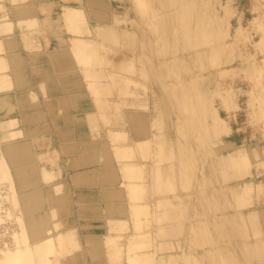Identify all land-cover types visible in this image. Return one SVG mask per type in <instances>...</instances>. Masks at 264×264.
I'll use <instances>...</instances> for the list:
<instances>
[{"label":"rangeland","instance_id":"rangeland-1","mask_svg":"<svg viewBox=\"0 0 264 264\" xmlns=\"http://www.w3.org/2000/svg\"><path fill=\"white\" fill-rule=\"evenodd\" d=\"M5 1L7 0H0V4H3V5H0V12L6 15V18H7V16L9 15L8 13L9 11H8V8L5 6ZM33 1H36V0H30L26 3H30ZM142 1H143V4H142ZM56 2L57 4L61 6V10H59V15L61 16L60 20L63 21V29H64V32L67 33L63 37L60 36V33H58V35H55V36H58L57 39H60V41L58 40L60 45H62L60 46V48L64 46L67 49H70V46H71L72 50L74 51L73 54H76L77 52L76 49L80 48L78 46L80 45L82 46L83 44L82 41H86L87 42L86 51L88 55L91 54L90 57L94 55L93 52H99V58H98L99 63L97 62V65L93 61V59L95 58V56H97V54L93 56L92 59L89 58L90 61L92 60L95 63L94 65L90 64L89 61H88V64L80 63L77 59V54H76V57H74L73 54L70 55L71 53L69 52L70 53L69 55L73 61V68L79 71L81 79L85 83L87 92L89 96L91 97V99L93 100L94 105H95V109L93 111L94 113L91 112L88 117V128L91 134H89V138L84 140L85 145L78 152L81 154V157L83 158L82 160L78 161L77 166L82 167V168H79L81 172H85V173L87 172L86 176H89L90 174L94 177L97 183L99 182L100 191H101L99 194H102V196L101 195L99 196L98 193L96 194L92 192L90 193L91 194L90 198L75 199L74 201L76 203L74 207H78L79 210H81L80 213L82 215L72 216L73 206L71 205L70 212L68 211L70 216L67 218L69 219V223H67L65 211L68 210V206L71 200L69 198L68 190L67 192H65L66 195L62 197L58 203L59 205L57 209L58 210L57 216L51 222L52 223V234H58V233L71 234L72 239L71 238L70 240L68 238H67L68 240L65 239L67 240L66 241L67 243L65 241H62L63 245L61 246L63 247V249L62 247L60 248L57 246L58 248L51 252L50 260L48 261L47 264H94L96 263L95 261L97 262L100 261L103 255H105V257L107 258L106 262L108 263L111 261V264H123V263L128 264L126 260L127 259L126 254H129V252L127 253L126 250L134 251L133 253L141 252V254L135 256L134 258L136 259V261L137 260L139 261L136 263L142 262L143 264H146L147 262V264H150L151 262H148L146 260H149V261L153 260L154 263L152 262L151 264H160V263L167 264V260H169V258H172L171 256L173 255V258H172L173 261L170 259L171 262H174L172 264H191V261H193V263L195 262V259L193 258L197 259V256H200L202 254V250L200 249L204 248L206 245H210L211 247L213 245L215 246V248L214 246L213 248H211L210 246H206V249L208 247L207 250H210V252L214 251L215 254L217 253L216 254V256H218L216 257L217 263L215 264H224V263L228 264L229 262H227V258L228 260H231L230 255H228L227 257L225 255L228 254L226 252L229 251V247L230 248L232 246L238 247L239 252H241L242 247L247 246L248 241H252L253 239L258 238V237L264 238V233L259 234L256 231L258 227L262 229L263 224H264V217H260V220H261L260 225H258L259 222L257 223L256 226L252 225L251 222H249V219H246L245 221L246 223L241 225L242 227L241 233L237 234V236L239 237L238 242L241 241L239 245L231 244V242H225L229 239H226L225 237H221V236H217L220 239V240L218 239L219 241L217 240L220 244L216 243V240L213 242H210V244H205L206 241L204 242L203 238L205 237V235L207 236L209 232L205 230L206 227L204 226V224L201 225V220H199V217L200 219H204L206 217L205 212L207 211L209 212L207 219H212L213 215H217L221 212H232L234 210L233 204L235 205L237 204V202L243 205L241 207H246V206L252 207L254 204L252 202L250 205V202L256 199L255 200L256 207H260L263 205L257 201L258 198L256 197L254 198L255 193L257 194V192L259 191L256 190L257 192L254 193L253 188H252V192H249L251 194L248 197H246L249 194L247 192L248 190L245 191L246 195L242 193L243 195H241L242 196L241 198L232 197V196L225 197V198L224 197L217 198L215 197V195H217V191H218L217 185L221 184L220 181L223 180L224 177L229 172L233 173L231 175H237V177L239 176V174L242 175L245 172H247V174H245L244 177L239 178V179H232V178L228 179L227 180L228 182H234L238 180L239 181L249 180V179L256 181V180H262L264 178V120H263L264 119L263 118L264 117V66H263L264 64V42H263L264 41L263 40L264 31L263 29L264 28L255 27L254 20H251L253 24L250 21L252 12H254V10L256 11L258 4L264 2V0H56ZM48 5L50 4L45 3L44 5H41V10L48 11L49 10ZM3 6L5 8H3ZM66 6L77 7V8L80 7L83 10L82 12L79 13V16H77L78 18L76 17L77 22H75L74 18L73 19L68 18L69 22L66 20L67 18L65 19V17H70L67 15V11L66 12L64 11V9L68 8ZM23 7L29 8L30 12L26 11L25 13L24 12L20 13V15H23V14L33 15L29 20L31 21L33 18L34 20H37L38 26H35L37 27V29L40 26L44 28L46 27L48 29L50 28V30L52 29L51 27L52 24L50 23L49 18H45L43 23H41L34 16L35 7H31L28 5L23 6ZM197 7L199 8V10ZM191 8L196 9V12H197L195 16L196 18L191 14L192 12V10H190ZM206 9H207V12H206ZM1 13H0V17H1L0 20L4 16V15L2 16ZM64 14H66L67 16H65ZM96 14L100 16L103 15V17H97ZM198 14H200V16ZM215 14L218 15L216 20L214 18L216 17ZM191 16L192 18H190ZM218 17H219V20L221 21L218 20ZM7 19H10V18H7ZM29 20L26 22L27 27H31L29 24L30 23ZM72 20H74L75 23H73ZM215 21H218L221 23V25H223L221 28L219 26L220 24H217L218 22L216 23L221 29L220 28L217 29ZM72 23L74 25H72ZM225 23H227V25ZM100 25L109 26L113 30V33L115 35V39H114L115 41L113 40L114 42L113 41L110 42L106 39H103L98 33H96ZM239 25H241L242 28L240 29V32L235 33L236 36H234L235 35L234 31ZM208 26H210L211 31H212V38L213 37L214 38L213 39L211 38L212 44H213L211 48L212 50L209 49L210 51L205 52L206 46L204 43L206 41V36L203 34H205L206 29L208 30ZM226 26L228 27V29H230V32L233 34L231 37L228 36ZM59 28H56V29L59 30ZM190 28L191 29L194 28L195 30H191L192 32L189 33ZM75 29H77L76 32H75ZM213 31H215L217 34H214ZM195 35L198 39L196 40V42L199 41L198 45L197 43L195 44V39H196ZM74 37H76L79 40V43L81 42L82 43L79 45L76 38L75 40H73ZM78 37H81L84 40H82L81 38L79 39ZM72 40H73V43L74 41L75 43L77 41V44H78L77 48H74L76 47L75 44L74 46H72L73 44L72 42H70ZM255 40H258L259 42L261 40V43H263V46L257 45L258 46L257 48V46L254 44ZM214 42H216L217 44ZM1 43H2V40L0 38V51H3L1 47ZM97 43H100V45H102L103 48H101L99 45L98 47L99 49H98L96 47ZM192 44L194 45L192 46ZM199 48L202 49L201 50L202 52L200 51ZM217 48L219 50H216ZM58 50L60 51L61 49H58ZM186 51L188 52L190 51V53L186 54ZM184 52H185V57H183L184 59H182V57L180 56H182L181 54L182 53L184 54ZM210 52H212L213 55ZM1 56H3L2 60H5V62H8L7 53L4 52V55L1 54ZM122 57L123 58L125 57L127 59L129 58L130 59V60L128 59L129 64H127L128 63L127 59L124 58L123 60ZM196 57H197V60L199 61L196 60ZM119 58L122 60L121 63H123L124 61L125 63L121 64L120 63L121 60ZM188 58L190 59V61ZM187 59H188L187 62L189 63L188 65L189 66L191 65L190 66L191 69L188 68L189 66L187 67L186 65L187 63L185 62V60ZM131 60H132V63H134V67L130 68V66H133V65H130ZM164 60L166 62H164ZM158 63L162 65L163 70L162 68L159 67L160 64ZM176 63L179 64L178 65L179 67L177 66ZM163 65H165V67ZM228 67L230 69H228ZM129 68L132 69V71ZM155 69L157 70L156 72H154ZM6 70H8V68ZM160 71L161 72L164 71V73L162 72L163 75L162 73H160ZM98 72L100 74H102L103 72V74L100 76ZM201 73L202 74L207 73L206 77H203ZM160 74L164 77L163 79H161L162 76H160ZM153 76H155L156 79L155 77L153 78ZM183 76L185 78L188 77L189 78L188 81H185L183 79L181 80V77ZM192 76H195V77L191 78ZM196 76H201V78H196ZM171 77H173V79ZM128 78L131 82L128 80ZM160 83L162 84V86ZM6 85L7 84L4 85L3 83H1L0 85L1 86L0 87L1 89L0 90V110L2 111V114L0 116L2 115L12 116L10 115V112L14 108L13 103L10 99V96L8 95V91L11 88H13L14 85L13 84L10 86L7 85L10 88H8ZM159 88H161V90H166L165 93L164 91L162 93L161 90L156 91V89H159ZM206 89L207 90L209 89V91H207ZM167 91H169L168 92L169 94H167ZM30 92L31 90L29 91V93ZM201 92L202 93L204 92L203 93L204 95L201 94ZM207 92L208 94H206ZM162 94L170 95L169 97L171 98L173 97L172 98L173 101L170 100L171 102L170 101L169 103L166 102L167 106L169 105V108L170 106L172 108V105L174 106L173 111H170L168 107H165L167 110L164 109V106L166 105H163L165 104V100H163L164 98H161L163 97L161 96ZM31 95L34 96L33 93ZM32 98L34 99L35 97H32ZM161 100H162V103L160 102ZM175 100L178 103L177 102L174 103ZM225 100L227 101V103ZM228 100L229 101L231 100V102H229ZM222 102H224L225 104H223ZM99 105L100 106L102 105V106L100 107ZM185 105L186 107L183 108V106ZM187 105L189 106V108ZM211 109L214 111H212ZM164 112H166V115ZM169 112L171 114H169ZM180 112H182L183 115ZM159 114H164L165 116L164 115L163 116L166 118H163ZM168 114H169V118L167 117ZM159 116L161 117V119L159 118ZM207 116L208 118L206 119L205 117ZM219 120H220V123H218ZM18 121H19L18 123L19 127L22 129V131L25 134L24 128H22L20 124H24L25 121L29 122V119H27V117L24 120L18 118ZM162 121L164 123H162ZM190 121L192 122L189 123ZM171 122L172 124H169ZM206 122L210 125L209 126L210 130L206 126ZM32 123H31L32 124L31 126L39 125L38 127H40V117L36 116L35 118H33ZM183 123L185 125H183ZM167 124L170 125V127L168 126L170 130L168 129ZM189 125H192L193 131L195 130L194 132L196 133L194 137L196 138L198 137V139L196 138L192 139L193 141H191L188 144L187 135H189L190 133L189 128H188ZM31 126H28L27 128H25V130L30 128ZM172 126H174V128ZM41 128L43 130V126H41ZM114 131L115 132L118 131L117 133H120L118 135L119 137H117ZM123 131L125 134L123 133ZM208 131H211V132L209 133ZM201 133H202V136H201ZM209 134L211 135L208 136ZM41 135H43L42 132H41ZM122 135L124 137H122ZM163 135L166 136L165 137L166 140H168V137L170 139L167 142L164 140H161V137L162 139H165ZM204 136H208V137H204ZM171 138L174 143L171 141ZM45 139L46 137L44 135V139H41L42 141L41 140L39 141L40 145H39V142H37L38 140L32 142L34 146V152H31L30 155H34V156L30 158H32L33 161L35 160L36 168L39 171L42 167H49L51 165H53L59 171L60 166L57 165V162H56L57 160L56 150L54 148L49 147L50 144L48 145V143L43 142L45 141ZM143 140L146 143H144ZM153 140L155 141L154 143L151 144ZM160 140H161V144H160ZM169 141L172 142L171 146H170ZM82 143L83 141L81 142V144ZM137 143H141V144H139V146L136 147ZM36 144L39 146H37ZM144 144H146L147 147H144ZM149 144L151 145L149 146ZM172 145H174V147L177 146V148H175L176 150L174 149L175 150L174 154H177L176 157L172 156L173 155ZM138 147L140 148L142 147L140 149L141 152L140 150H138L139 149ZM238 147L243 148L245 155L243 157H242V154L244 153H242L241 156L239 155L240 157H242V159L240 157H239L240 159H238L237 157H234L233 158L234 161L237 162V163H234L231 160L232 158H229L230 155L228 152ZM43 148L45 149V151H50V150L53 151L52 154L55 159V161H53L54 163L52 162V160L54 159L50 158L51 159L50 160L49 157H47V160H44L46 159V156L44 155H43L45 157V158L43 157L44 159L43 158L36 159L37 154H39V152L42 153L41 151H43L45 154V151ZM147 154H150L151 156ZM165 154L167 156L166 158H165ZM156 159L158 160V162L156 161ZM162 159H165V160L162 161ZM167 159H171V160H167ZM169 161H170V168L168 167V165L164 166ZM174 162L178 163L176 166L177 169H178V166L179 168L181 167L180 169H182V170L178 169L177 176H175L176 174L173 175L174 174L173 172H171L173 174H170V172H167L171 169L173 170V168H171L172 167L171 164ZM141 163H144V165L143 164L141 165ZM189 163H191L192 166ZM250 163L252 165H250ZM135 166H139L141 168L143 166V169L141 168L136 169ZM150 166H151V169L153 170L150 169ZM161 166H163L164 168ZM157 168L161 170L160 174L163 173L161 174L163 176L159 174L161 178L155 176V174L158 173ZM161 168L165 170L168 168L169 169L167 171L165 170L162 171L163 169ZM206 169L208 170V173H204V170ZM142 170H144V172ZM156 170L157 172L154 173ZM181 171L183 172V174ZM193 171L195 172L194 174H193ZM134 172H137V173H134ZM139 172L140 173L142 172V174L147 173L146 175L144 174V179L143 177L141 178L140 176L141 174L138 175ZM201 172H202V175H200ZM150 173L154 175H151ZM167 173H169L168 175L170 176H168ZM58 174H60V171L58 172ZM204 174L210 175L211 178L209 176L206 179L205 176L203 177ZM137 176H140V177H137ZM151 176L155 178L152 177L151 179ZM171 176L173 179H171ZM188 176H191V177L189 178ZM199 178L200 180H198ZM202 178H205L204 180H209V181H211L212 179L211 183L213 185L210 184L211 187L209 186L208 189L206 188L201 189V187L204 186L203 184H205V183L203 184L201 183L204 181V180L201 181ZM165 179L166 180L170 179V180L169 181L167 180L168 181L167 182ZM176 179H178L177 183H176ZM158 180L159 182L161 181L159 183L161 185L157 184ZM62 181L65 184V181L64 180ZM152 183L155 184L157 188H155V186ZM162 183H163V186H162ZM167 183L169 184L171 183V185L173 184L172 186L174 189L173 188L171 189L170 188L171 186H169L168 188ZM46 184L47 183L41 181L38 185L45 186ZM83 184H86V182H83V180L76 179V185H83ZM133 184H136L135 186L137 187L133 189L136 190L138 189V187L140 188L142 187V189L139 188L137 191H135L138 193L133 192L134 191L132 189V187H134ZM178 187L180 189H178ZM114 188L118 189L119 193L123 194L121 199L120 197H118L119 196L118 190H114ZM154 188L158 191L155 192ZM130 190H132L131 191L132 195L130 193ZM191 190L195 191L194 194H196L194 197L195 201L194 199H190V200H192V204L195 205V206L193 205L194 207L193 214L194 215L197 214V215H195L196 217L193 215L194 219L191 224L192 227L191 228L189 227V232H188L189 236H187L188 239L186 238L184 239L183 236H174L172 233L171 226L173 225L177 226L179 221L181 223V221H183L186 218L184 216H187L185 215L187 214L186 212L187 209L184 206L185 203H182L184 202V200H186V198L184 199L182 193L188 195V193ZM262 190L263 191L260 190L262 192V196H261V193L259 192L258 195H260L261 197L258 200L264 201V187ZM140 192H142V195L144 196V200L147 199L146 202L145 201L143 202L142 195H141L142 198L138 195ZM144 192H146L147 195L144 194ZM176 192L178 193V197H177ZM179 193H181L180 196L183 197V199L179 197ZM134 195L138 200L134 197ZM165 195H167L166 196L167 198L165 197ZM132 196L134 199L131 198ZM161 196H163L164 198ZM138 197H140L141 200ZM154 198H156L155 201H154ZM179 198L182 201H180ZM230 198H234V199L232 200ZM158 199H160V201ZM120 200L122 201V203H120ZM87 201L91 203V207L87 205L88 204ZM151 201H153V206H152ZM11 202L8 204L10 206L9 209L12 207V204H13V208H11L10 210L12 212H19V208L17 205L18 202L17 200H15V196L13 194H12ZM117 202H119V205L117 204ZM154 202H156L157 204ZM202 202L204 203L206 202V203L202 204ZM207 202H208V205H206ZM5 203L7 205V201ZM139 203L140 205H138ZM144 203L148 205L149 207L147 206L148 208H146ZM180 203L185 208L179 205ZM109 204L110 206L111 205L112 206L111 207L108 206ZM115 204L118 205L119 207L121 204L125 206V209L124 208L123 209L126 210L127 213L126 214L125 212L121 213L120 209L119 211L117 210L116 212V209H118V207H116ZM135 204L140 206V208H138V206L136 207ZM143 204L145 207L143 206ZM131 205L136 207L138 211L136 209H133L134 207ZM177 205H179L180 207L179 206L177 207ZM142 206L148 210H140V209H144V208H141ZM198 206L201 208V210ZM203 206L204 207L208 206V207H206L207 208L206 209ZM108 207L112 211H110ZM155 207H156V211H155ZM169 207H170L171 213H173V216L175 217L173 221L174 223L172 222L173 217H172V214L169 212ZM176 207L178 209H176L177 211L176 213H174ZM91 208L92 210L99 211V215L97 213L95 215L93 211H91ZM105 209L109 210L108 214L106 213L107 211ZM152 209L154 212L152 211ZM158 209L160 210L161 213L159 212ZM184 209L186 210L184 211ZM88 210L90 211L88 212ZM134 210L136 211L135 217H133L135 214ZM165 210L168 212H166ZM145 211L150 212L149 213L150 216ZM118 212L121 213L118 215L120 218L114 215V214H118ZM138 212L141 214L144 213V215L138 214ZM159 213L161 215H158ZM198 213H200V215ZM167 214L170 215L169 219L166 218ZM87 215H89V217H87ZM146 215L149 217L144 218L146 217ZM159 216H161L164 219L162 220L161 217ZM124 217H126V219ZM179 217L180 219L182 218V220H180ZM113 218L115 219V221ZM135 218H138V220L141 218L139 221L142 220L141 223L143 225L141 224L142 226H138L137 224L139 221L134 220ZM23 219L24 217L20 214L19 220L15 222L16 225L13 224L12 222L11 223L12 226L9 227V231L7 232L10 233L11 230H14V226H15L17 228L16 230L18 233L21 230L20 221H22ZM110 219L113 221H111ZM121 219L124 224L121 223ZM145 219L147 220L146 222H150V224L146 223ZM152 219L154 220V222H152ZM157 219H161V221L165 222V224L163 225V223H156V222H161L160 220H157ZM165 219H168V220L164 221ZM108 220H109V223H108ZM118 220L120 221V223H118L119 222ZM77 221L78 223L79 222L80 223L75 224L77 223ZM175 222H178V223H175ZM113 224L115 225V227ZM159 224H162L163 226ZM132 225L134 229L132 228ZM134 225H137L139 228L142 227L143 229L141 228L140 230L141 232L138 231L139 229H136ZM112 226L114 229L112 228ZM223 226L224 225L220 224V229ZM236 226L238 225L237 224L235 225L232 223L228 225L227 227L235 228ZM152 227H153V230H152ZM196 227L198 230H196ZM163 228L165 229L163 230ZM107 229L111 231V234L108 233L110 231H108ZM155 229H157V231ZM165 230H167L168 232L170 231V232L166 233L167 231ZM136 231H138L139 233H142L144 231L143 233L144 236L140 237L141 234H137ZM152 231H153V234H152ZM216 231L217 230H213L212 232L215 234ZM118 232H121V234H119ZM202 232L204 233L201 234ZM217 232L220 233L221 231H217ZM3 233L4 232L1 231L0 235H3ZM113 233H115V235ZM131 233L133 234V236ZM191 233H193V236L195 235V237H193ZM242 233L243 235L239 236ZM104 234L109 235L108 239L105 238ZM156 234H158L159 236H157ZM163 234H165L164 235L165 237L163 236ZM28 235H29V238L24 237L25 242L23 243V245H29L31 241L30 238L32 237V235L30 233H28ZM113 235L116 236L114 239H112L114 237ZM160 235H162L163 237H161ZM216 235L218 234L216 233ZM5 236H0L2 241H3L2 237H5ZM134 237H135V241H138L140 243L134 242ZM136 237H139V238H136ZM145 237L149 238V239L146 238L148 241H146ZM191 237H192V240H191ZM103 238L106 239L105 242H104L105 239ZM197 238H198V241H196ZM164 239L167 241H165ZM1 240L0 242H2ZM11 240H13V238ZM74 240L75 242H73ZM128 240H130L131 242L129 241L130 242L129 243ZM153 240L155 244H153ZM186 240L188 244L186 243ZM170 241L173 244V246H169L171 245ZM132 242L136 244V245L133 244L136 247V249L131 247L133 246ZM145 242H150L151 245L148 247L149 244L148 243L146 244ZM124 243L127 245L128 248L130 247L132 250H130V248L127 249ZM189 243L193 246L191 249L192 251L190 250L191 245ZM196 243L197 244L199 243V244L196 245ZM140 244L141 246L144 244L143 247L145 248L143 247L142 249L138 248L137 246L141 247ZM176 244H177V248H174L176 247L175 246ZM64 245L65 247L66 246L67 247L65 248ZM163 245H165L164 250L162 247ZM167 245L169 247H166ZM186 245H188L189 248H187ZM119 246L121 247V249L119 248ZM216 246H219V247L221 246V247L220 248L217 247L218 248L217 249ZM171 247H173L174 249L173 248L171 249ZM161 248L163 251L161 250ZM168 248L170 249L168 250ZM184 248L185 249L187 248L189 251L187 250L185 251ZM210 248L212 249V251ZM148 251L149 252L154 251L152 252L154 254L151 255L152 253L151 254L148 253L147 255L146 252ZM193 251L195 252L193 253ZM167 253L168 254L170 253L171 256H169L170 254L168 255ZM183 253H184V257H182ZM142 254L143 256H141ZM185 254L187 255L185 256ZM205 255L210 257L209 259H215V257L212 258L210 256L211 254L210 255L205 254ZM110 256H113V258ZM119 256L121 258L120 259L121 261L119 260ZM148 256L150 258L151 257H154V258L153 259L151 258L150 260ZM207 256L206 258H208ZM138 257H140V259ZM159 258H161V260ZM143 259L145 260V262ZM113 261L115 262L113 263ZM29 263H31V261ZM229 264H232V263H229ZM242 264H255V263L252 260L251 261L246 260Z\"/></svg>","mask_w":264,"mask_h":264},{"label":"bare ground","instance_id":"bare-ground-1","mask_svg":"<svg viewBox=\"0 0 264 264\" xmlns=\"http://www.w3.org/2000/svg\"><path fill=\"white\" fill-rule=\"evenodd\" d=\"M7 1H9L11 4H14V5H18V4H25L26 2H28V1H30V0H7ZM142 4H143V1H142ZM219 4V3H218ZM0 5H3V4H0ZM66 7H68V6H66ZM3 8H5L4 6H3ZM65 8V7H64ZM198 8V7H197ZM206 8V7H205ZM223 8V7H222ZM203 9V8H202ZM257 10L255 11L254 10V12H252V14H251V18H250V21L251 20H254V25H255V27H259V28H264V2H262V3H260V4H258V6H257V8H256ZM190 10H192V12H191V14L195 17L196 16V14H197V12H196V9L195 8H191ZM198 10H199V8H198ZM201 10V9H200ZM216 10V9H215ZM14 11H15V13H16V15H20V13H25L26 11H28V12H30V9L29 8H24L23 6H17V7H15L14 8ZM64 11L66 12L67 11V15L68 16H70V17H65V16H67L66 14H64L65 16V19L69 22V20H68V18L69 19H73L74 18V20H75V22H77L76 20H77V16H79V13L80 12H82L83 10L80 8V7H68V8H66V9H64ZM206 12H207V9H206ZM1 13V12H0ZM190 13V12H189ZM2 14V13H1ZM7 14V13H6ZM187 14V13H186ZM207 14V13H206ZM4 14H2V16H3ZM190 15V14H189ZM199 16H200V14H198ZM96 16L97 17H103V15L102 16H100V15H98V14H96ZM188 16V15H187ZM214 16V15H213ZM215 16L216 17H214L215 18V20L217 19V16L218 15H216L215 14ZM77 17V18H76ZM207 17V16H206ZM220 17V16H219ZM219 17H218V20H219ZM1 18V17H0ZM7 18H9L8 16H7ZM6 18V15H4L3 16V18L0 20V38H1V40H2V43H1V47H2V49H3V52H5V53H7L8 54V62H5V60H2L3 59V56H1L0 55V85H1V83H3L4 85L5 84H7V85H14V83H17L18 82V84L20 83V75H21V73H20V69H19V65H20V60H21V56H19L18 54H16L15 52H14V49H15V46L17 45V43L15 42V41H17V40H15V38L10 34V32H12V29H13V23H12V21L10 20V19H7ZM76 18V19H75ZM190 18H192V16L190 17ZM196 18V17H195ZM202 18H204V17H202ZM208 18V17H207ZM198 19H199V17H198ZM206 19V18H205ZM29 20V19H28ZM27 20V21H28ZM74 20H72L73 21V23H75L74 22ZM193 20V19H192ZM209 20V19H208ZM30 21V20H29ZM71 21V22H72ZM195 21V20H194ZM205 21V20H204ZM210 21V20H209ZM219 21H221V20H219ZM70 22V23H71ZM201 22V21H200ZM218 21H215V24L217 23ZM72 23V25H74ZM203 23V22H202ZM208 23V22H207ZM251 23H252V21H251ZM30 26L31 27H35V26H38L37 24H38V22H37V20H34V18L30 21ZM204 24V23H203ZM217 24H220L219 26L222 28V26L223 25H221V23L220 22H218ZM216 24V26H217V29L218 28H220L218 25ZM222 24H223V22H222ZM226 25H227V23H225ZM253 24V23H252ZM71 25V26H72ZM211 25V24H210ZM30 27V28H31ZM204 27V26H203ZM227 27V26H226ZM254 27V28H255ZM192 28V27H191ZM190 28V32L189 33H191L192 31L191 30H195L194 28L193 29H191ZM207 28V27H206ZM220 28V29H221ZM242 28V26L241 25H239V26H237V28L235 29V31H234V34L235 33H238V32H240V29ZM27 29V28H26ZM182 29V28H181ZM201 29V28H200ZM217 29H215V30H217ZM257 29V28H256ZM76 30L77 29H75V32H76ZM229 30V31H228ZM261 30V29H260ZM262 31V30H261ZM263 31H264V29H263ZM214 32V34H217L215 31H213ZM227 32H228V36H232L233 34L230 32V29H228V27H227ZM96 33H98L103 39H106V40H108V41H113L114 39H115V35H114V33H113V30L109 27V26H104V25H100L99 27H98V29H97V31H96ZM264 34V33H263ZM191 35V34H190ZM201 35V34H200ZM203 35H205L206 36V41H205V46H206V50H205V52L207 51H210L209 49H211L212 48V46H213V44H212V40H211V38H212V31H211V28H210V26H208V30L206 29V32H205V34H203ZM238 35V34H237ZM262 35V34H261ZM260 35V36H261ZM214 36V35H213ZM216 36V35H215ZM234 36H236V34L234 35ZM195 37H196V35H195ZM204 37V36H203ZM73 38V37H72ZM75 38L76 37H74V39L73 40H75ZM79 39L81 38V37H78ZM214 38V37H213ZM212 38V39H213ZM260 38V37H259ZM77 39V38H76ZM82 39V38H81ZM180 39H181V37H180ZM190 39V38H189ZM204 39V38H203ZM262 39H263V37H262ZM261 39V40H262ZM59 41H60V39H58ZM73 40L72 41H70V42H72V46H74V44L76 45V47H74V48H77V41H78V43H79V40L77 39V41H76V43H75V41H74V43H73ZM82 40H84V39H82ZM178 40V39H177ZM196 40H198L197 39V37H196V39H195V44L197 43V45H198V42H196ZM234 40V39H233ZM261 40H260V42L258 41V40H255L254 41V44L257 46H260V45H262L263 46V43H261ZM264 40V39H263ZM262 40V41H263ZM115 41V40H114ZM113 41V42H114ZM80 42H81V40H80ZM83 42V44H82V46L80 45L81 43ZM81 43H79V45L80 46H78V47H80V48H77L76 50H77V52H76V54H77V59H78V61L80 62V63H82V64H84V63H87L88 64V61H89V63L90 64H92V65H94L95 63H96V65H97V62L99 61L98 60V58H99V52H93L94 53V55L93 56H95L96 54H97V56H95V58L93 59V61L95 62H93L92 60L90 61L89 60V58H91L92 59V57H90V55L91 54H87V51H86V41H82ZM192 42V41H191ZM194 42V41H193ZM202 42V41H201ZM226 42V41H225ZM224 42V43H225ZM264 42V41H263ZM214 43H216V42H214ZM203 44V43H202ZM217 44V43H216ZM99 45H100V43H97V45H96V47L98 48L99 47ZM141 45V44H140ZM187 45V44H186ZM190 45H191V43H190ZM194 44H192V46H193ZM210 45V46H209ZM215 45V44H214ZM201 46V45H200ZM223 46V45H222ZM258 46H257V48H258ZM100 47L101 48H103V46L102 45H100ZM105 47V46H104ZM65 48V49H64ZM69 48V47H68ZM182 48V47H181ZM186 48V47H185ZM61 50H60V53H63V54H70V55H72L73 53H74V51L72 50V47L70 46V49H71V51H70V49H67L66 47H61L60 48ZM99 49V48H98ZM110 49H111V47H110ZM190 49V48H189ZM200 49V48H199ZM107 50H108V48H107ZM202 49H200V51H201ZM204 50V49H203ZM212 50V49H211ZM216 50H219L218 48L216 49ZM215 50V51H216ZM70 52V53H69ZM202 52V51H201ZM200 52V53H201ZM204 52V53H205ZM214 52V51H213ZM90 53V52H89ZM190 53V51L188 52V51H186V54H189ZM212 55H213V53L212 52H210ZM76 54H73V56L74 57H76ZM199 54V53H198ZM202 54V53H201ZM35 55H37V54H35ZM124 55V54H123ZM122 55V56H123ZM179 55V54H178ZM182 56H180V57H182V59H184L183 57H185V52H184V54L182 53L181 54ZM194 55V54H193ZM197 55V54H196ZM204 55V54H203ZM125 56V55H124ZM216 56V55H215ZM214 56V57H215ZM35 57V56H34ZM179 57V56H178ZM179 57V58H180ZM188 57V56H187ZM199 57V56H198ZM201 57V56H200ZM125 58V57H124ZM124 58L122 57V59L124 60ZM190 58V57H189ZM188 58V59H189ZM202 58V57H201ZM200 58V59H201ZM120 59V58H119ZM118 59V60H119ZM125 59H127V58H125ZM129 59V58H128ZM128 59H127V64H129V61H128ZM169 59V58H168ZM167 59V60H168ZM181 59V58H180ZM181 59V60H182ZM186 59V58H185ZM188 59L187 60H185V62L187 63H185L186 65H187V67L189 66L188 64ZM195 59V58H194ZM35 60V59H34ZM76 60V59H75ZM117 60V61H118ZM121 60V59H120ZM130 60V59H129ZM171 60V59H170ZM180 60V61H181ZM196 60H197V57H196ZM4 61V62H3ZM22 61V60H21ZM183 61V60H182ZM181 61V62H182ZM189 61H190V59H189ZM197 61H199V60H197ZM77 62V61H76ZM119 62V61H118ZM122 62V60L120 61V63ZM164 62H166L165 60H164ZM179 62V61H178ZM192 62V61H191ZM99 63V62H98ZM123 63H125V61L123 62ZM123 63H121V64H123ZM131 63H132V60H131ZM130 63V65H133V66H130V68L131 67H134V63H132L131 64ZM162 63V62H161ZM169 63H170V61H169ZM89 64V65H90ZM158 64H160V63H158ZM168 64V63H167ZM175 64V63H174ZM173 64V65H174ZM177 64V66L179 65L178 63H176ZM263 64V63H262ZM95 65V66H96ZM166 65V64H165ZM165 65H163L164 67H165ZM183 65V64H182ZM181 65V66H182ZM158 66V65H157ZM156 66V67H157ZM168 66V65H167ZM176 66V65H175ZM191 66V65H190ZM190 66L188 67V68H190ZM263 66H264V64H263ZM160 68H162V65L160 64V66H159ZM171 67V66H170ZM179 67V66H178ZM186 67V66H185ZM202 67V66H201ZM8 68V70H6ZM129 68V69H130ZM128 69V70H129ZM156 69H158V68H156ZM155 69V71L154 72H156L157 70ZM191 69V68H190ZM189 69V70H190ZM228 69H230L229 67H228ZM232 69V68H231ZM131 71H132V69H130ZM162 70H163V68H162ZM200 70V69H199ZM201 70H202V68H201ZM226 70V69H225ZM224 70V71H225ZM169 71V70H168ZM195 71V70H194ZM100 72V71H99ZM98 72V73H99ZM134 72V71H133ZM153 72V73H154ZM159 72V71H158ZM157 72V73H158ZM163 73H164V71H162ZM161 71H160V73H162ZM176 72V71H175ZM192 72V71H191ZM202 72V71H201ZM101 73V72H100ZM99 73V74H100ZM163 73H162V75H163ZM170 73V72H169ZM253 73V72H252ZM47 74V73H46ZM102 74H103V72H102ZM102 74H100V76L102 75ZM134 74V73H133ZM156 74V73H155ZM179 74V73H178ZM202 74V73H201ZM200 74V75H201ZM206 74L207 73H203L202 74V76L203 77H206ZM232 74V73H231ZM161 74H160V76H162ZM181 75V74H180ZM156 76V75H155ZM155 76H153V78L155 77ZM157 76H159V75H157ZM179 76V75H178ZM103 77H104V75H103ZM175 77V76H174ZM195 76H192L191 78H194ZM160 78V77H159ZM164 77L162 76V78L161 79H163ZM172 79H173V77H171ZM179 78V77H178ZM196 78H201V76H196ZM45 79V78H44ZM155 79H156V77H155ZM180 79V78H179ZM178 79V80H179ZM185 80V81H188V77H181V80ZM128 80H129V78H128ZM134 80V79H133ZM132 80V81H133ZM154 80V79H153ZM170 80V79H169ZM130 81V80H129ZM165 81V80H164ZM173 81V80H172ZM12 82V83H11ZM131 82V81H130ZM136 82V81H135ZM162 82V81H161ZM179 82V81H178ZM193 82H194V80H193ZM192 82V83H193ZM43 83V82H42ZM42 83H41V85H42ZM44 83H46V82H44ZM158 83V82H157ZM180 83V82H179ZM181 83H182V81H181ZM190 83H191V81H190ZM161 84V83H160ZM165 84V83H164ZM6 85V86H7ZM44 85V84H43ZM174 85V84H173ZM180 85H182V84H180ZM5 86V87H6ZM9 86H7L8 88H10ZM45 86V85H44ZM161 86H162V84H161ZM1 87V86H0ZM3 87V86H2ZM158 87V86H157ZM156 87V88H157ZM207 87V86H206ZM205 87V88H206ZM4 88V87H3ZM2 88V89H3ZM7 88V89H8ZM6 89V88H5ZM45 89V88H44ZM166 89V88H165ZM1 90V89H0ZM4 90V89H3ZM42 90H43V88H42ZM157 90H161V88H159V89H156V91ZM169 90V89H168ZM202 90V89H201ZM207 90V89H206ZM30 91V90H29ZM29 91H27L26 93H29ZM162 91V93H163V91H164V93H165V91L166 90H161ZM170 91V90H169ZM169 91H167V94H169L168 92ZM207 91H209V89L207 90ZM32 92V91H31ZM158 92H160V91H158ZM157 92V93H158ZM33 93V92H32ZM32 93H30V95L28 94L27 96H25V98L26 99H28L29 98V96H32L31 94ZM200 93V92H199ZM204 93V92H203ZM202 92H201V94H203ZM160 94V93H159ZM158 94V95H159ZM167 94H162L161 96H163V97H161V98H164L163 100H165V104H163V105H166V106H164V109H166L165 107H168V109L170 110V111H173V109H174V106L172 105V108H171V106H170V108H169V105L167 106V103H169V101L170 100H172V98L171 97H169L170 95H167ZM171 94V93H170ZM200 94V95H201ZM206 94H208V92L206 93ZM211 94V93H210ZM33 95H35L34 93H33ZM165 95V96H164ZM167 95V96H166ZM204 95V94H203ZM172 96V95H171ZM33 97V96H32ZM35 97V96H34ZM160 97V96H159ZM33 99V98H32ZM185 99V98H184ZM74 101V100H73ZM173 101V100H172ZM226 101V100H225ZM229 101V100H228ZM38 102V101H37ZM161 103H162V100L160 101ZM167 102V103H166ZM171 102V101H170ZM177 101L175 100V102L174 103H176ZM186 102V101H185ZM229 102H231V100L229 101ZM36 103V102H35ZM73 103V102H72ZM173 103V102H172ZM178 103V102H177ZM223 104H225L224 102H222ZM226 103H227V101H226ZM178 105V104H177ZM100 106V105H99ZM102 106V105H101ZM100 106V107H101ZM188 106V105H187ZM178 107V106H177ZM184 107H186V105L185 106H183V108ZM191 107V106H190ZM204 107V106H203ZM182 108V109H183ZM188 108H189V106H188ZM210 109V108H209ZM167 110V109H166ZM212 110V109H211ZM182 111H184V110H182ZM212 111H214V110H212ZM158 112V111H157ZM94 113V112H93ZM159 113V112H158ZM165 113V115H166V112H164ZM179 113V112H178ZM181 114H182V112H180ZM184 113V112H183ZM169 114H171L170 112H169ZM169 114H168V118H169ZM180 114V115H181ZM160 116H162L163 118H166V117H164L165 115L164 114H159ZM164 115V116H163ZM183 115V114H182ZM206 115V114H205ZM159 116V118L161 119V117ZM186 116V115H185ZM203 116V115H202ZM213 116V115H212ZM39 117V116H38ZM92 117H93V115H92ZM95 117V116H94ZM181 117V116H180ZM187 117H188V115H187ZM216 117V116H215ZM26 117H24V115L22 116V120H24ZM177 118V117H176ZM190 118V117H189ZM206 119L208 118V116L207 117H205ZM214 118V117H213ZM264 118V117H263ZM155 119V118H154ZM179 119V118H178ZM183 119V118H182ZM186 119V118H185ZM205 119V120H206ZM35 120V119H34ZM163 120V119H162ZM173 120H174V118H173ZM192 120V119H191ZM204 120V119H203ZM217 120V119H216ZM221 120V119H220ZM220 120H219V122L218 123H220ZM264 120V119H263ZM37 121V120H36ZM188 121V120H187ZM182 122V121H181ZM183 122H185V121H183ZM192 121H190L189 123H191ZM195 122V121H194ZM202 122V121H201ZM210 122V121H209ZM18 123H19V121H18V118L17 117H15V116H6V115H2V116H0V232L1 231H3L4 233H3V235H0V236H5V237H2V239H3V241L1 240V237H0V240L2 241V242H0V264H47L48 263V261L50 260V254H51V252L52 251H54V250H56L58 247H62L61 245H63V242L62 241H67L68 239L70 240V238L72 239V235L71 234H60V233H58V234H52V220H54L55 219V217L57 216V213H58V203H59V201L61 200V198L62 197H64L65 195H66V193L65 192H67V188H66V186H65V184L63 183V181L62 180H57V176L59 175L58 174V172L60 171H58V169L57 168H55L53 165H51V166H49V167H42L41 169H40V171L36 168V165H35V160L33 161L32 160V158H30V157H32V156H34V155H30L31 154V152H34V146H33V144H32V142L33 141H36V140H38L37 142H39L41 139H44V135H41V130H42V128H41V126L40 127H38V126H31L30 128H28V129H26L25 130V128H24V131H25V134H24V132L22 131V129L19 127V125H18ZM143 123V122H142ZM159 123H161V122H159ZM162 123H164L163 121H162ZM212 123V122H211ZM141 124V123H140ZM169 124H172V122L171 123H169ZM194 124V123H193ZM204 124V123H203ZM164 125V124H163ZM183 125H185L184 123H183ZM217 125V124H216ZM170 127V125H168L167 124V127ZM203 126H205V125H203ZM206 126L209 128V130H210V125L206 122ZM169 127H168V129H169ZM173 128H174V126H172ZM188 127V126H187ZM186 127V128H187ZM206 127V128H207ZM213 127V126H212ZM185 128V129H186ZM189 131H190V133H189V135H187V142H188V144L191 142V141H193L192 139H195L196 137H194V135L196 134L194 131H193V128H192V125H189ZM202 128V127H201ZM196 129V128H195ZM203 129H204V127H203ZM202 129V130H203ZM170 130V129H169ZM184 130V129H183ZM197 130H198V128H197ZM196 130V131H197ZM119 131V130H118ZM117 131V132H118ZM206 131V130H205ZM212 131V130H211ZM211 131H208L209 133L211 132ZM115 132V131H114ZM117 132H115V134L117 135V137H119L118 135L120 134V133H117ZM202 132V131H201ZM204 132V131H203ZM123 133H124V131H123ZM126 133H127V131H126ZM134 133V132H133ZM165 133V132H164ZM163 133V134H164ZM213 133H215V132H213ZM121 134H122V132H121ZM125 134V133H124ZM160 134V133H159ZM199 135V134H198ZM204 135V134H203ZM211 134H209L208 136H210ZM13 136V137H12ZM164 136V135H163ZM176 136V135H175ZM201 136H202V133H201ZM208 136H204V137H208ZM122 137H124L123 135H122ZM125 137H126V135H125ZM161 137V136H160ZM159 137V138H160ZM166 136H164V138H165ZM203 137V138H204ZM31 138V139H30ZM129 138V137H128ZM170 138L168 137V140H169ZM173 139H175V138H173ZM177 139V138H176ZM196 139H198V137L196 138ZM200 139V138H199ZM210 139V138H209ZM161 140H164V141H168V140H166V138L165 139H162V137H161ZM161 140H160V144H161ZM42 141V140H41ZM152 141V140H151ZM150 141V142H151ZM154 141L155 140H153V142H151V144L152 143H154ZM171 141H172V138H171ZM176 141V140H175ZM199 141V140H198ZM200 141H202V140H200ZM206 141H207V139H206ZM138 142H140V141H138ZM143 142H144V140H143ZM149 142V141H148ZM147 142V143H148ZM158 142V141H157ZM165 142V143H166ZM170 142V141H169ZM173 142V141H172ZM172 142H170V146H171V143ZM144 143H146V142H144ZM165 143H163V144H165ZM174 143V142H173ZM138 144V145H137ZM136 144V147L137 146H139V144H141V143H137ZM151 144H149V146L151 145ZM158 144V143H157ZM167 144V143H166ZM200 144V143H199ZM207 144V143H206ZM34 145H35V143H34ZM37 145V144H36ZM39 145H40V142H39ZM39 145H37V146H39ZM42 145V144H41ZM44 145V144H43ZM159 145V144H158ZM175 145V144H174ZM174 145H172V151H173V155L172 156H177V154H174V151L176 150L175 148H177V146H175L174 147ZM184 145H186V144H184ZM202 145H203V143H202ZM149 146H148V148H149ZM167 146V145H166ZM189 146V145H188ZM200 146V145H199ZM36 147V146H35ZM144 147H147V145L146 144H144ZM162 147V146H161ZM202 147V146H201ZM37 148H39V147H37ZM139 149L138 150H140L141 148L140 147H138ZM187 148V147H186ZM42 149V148H41ZM44 149V148H43ZM167 149V148H166ZM175 149V150H174ZM165 150V149H164ZM44 151H45V149H44ZM168 151V150H167ZM191 151V150H190ZM42 153H40L39 152V154H37V158L36 159H40V158H43L44 156H46V159H44V160H47V157H49V159L51 158V159H54V156H53V154H52V152L53 151H45V154H44V152L43 151H41ZM140 152H141V150H140ZM147 152V151H146ZM151 152V151H150ZM160 152H161V150H160ZM164 152H166V151H164ZM143 153V152H142ZM141 153V154H142ZM163 153V152H162ZM162 153H161V155H162ZM191 153V152H190ZM194 153V152H193ZM229 153V155H230V157L229 158H232L231 160L234 162V163H237V162H235L234 161V157H237L238 159H242V157L245 155V152H244V150H243V148H241V147H238V148H236V149H234V150H232V151H230V152H228ZM242 153H244V154H242ZM35 154V153H34ZM168 154V153H167ZM241 154H242V157H240L241 156ZM44 155V156H43ZM147 155H150V154H147ZM228 155V156H229ZM240 155V156H239ZM151 156V155H150ZM163 156H164V154H163ZM171 156V155H170ZM145 157H147V156H145ZM155 157H156V155H155ZM160 157V156H159ZM167 156H166V154H165V158H166ZM169 157V156H168ZM179 157V156H178ZM178 157H177V159H178ZM240 157V158H239ZM164 158V157H163ZM174 158V157H173ZM50 159V160H51ZM155 159V158H154ZM171 159H172V157H171ZM171 159H167V160H171ZM176 159V160H177ZM187 159V158H186ZM189 159V158H188ZM237 159V160H238ZM49 160V161H50ZM151 160V159H150ZM163 160H165V159H162V161ZM182 160H183V158H182ZM236 160V159H235ZM245 160V159H244ZM247 160V159H246ZM53 161H55V159L54 160H52V162ZM156 161L158 162V160L156 159ZM202 161V160H201ZM47 162V161H46ZM247 162H249V161H247ZM54 163V162H53ZM165 163H166V161H165ZM169 163V164H168ZM167 164H165L164 166H166V165H168V167L170 168V161L168 162ZM179 163H180V161H179ZM187 163V162H186ZM202 163V162H201ZM201 163H199V164H201ZM239 163V162H238ZM144 165V163H141V165ZM159 164H160V162H159ZM177 164L178 163H176V162H174V163H172L171 165H172V167L171 168H173V170L171 169V170H169V171H167L168 169H163L164 167L163 166H161V167H163V168H161V169H163L162 171H167V172H170V174H173V175H175V176H177L178 175V169H180L179 168V166H178V169L176 168V166H177ZM189 164H191V163H189ZM136 165H137V163H136ZM206 165V164H205ZM250 165H252L251 163H250ZM188 166V165H187ZM191 166H192V164H191ZM201 166V165H200ZM126 167H128V166H126ZM125 167V168H126ZM136 167V169L137 168H141V167H139V166H135ZM155 167V166H154ZM160 167V166H159ZM190 167V166H189ZM208 167V166H207ZM124 168V167H123ZM153 168V167H152ZM167 168V167H166ZM184 168V167H183ZM127 169V168H126ZM133 169V168H132ZM141 169H143V166H142V168ZM150 169H151V166H150ZM190 169V168H189ZM128 170V169H127ZM151 170H153V169H151ZM151 170H150V172H151ZM157 170H158V173H156L157 172ZM157 170L154 172V173H156L155 174V176H157V177H160L161 178V176H163V175H161V174H163V173H161L160 174V172H161V170L159 169V168H157ZM180 170H182V169H180ZM187 170V169H186ZM133 171V170H132ZM134 171H135V169H134ZM141 171V170H140ZM143 172H144V170H142ZM184 171V170H183ZM202 171H203V169H202ZM138 172V171H137ZM137 172H134V173H137ZM171 172H173V173H171ZM182 172V171H181ZM188 172V171H187ZM132 173V172H131ZM152 173H153V171H152ZM152 173H150L151 175H154V174H152ZM166 173V172H165ZM180 173V172H179ZM195 172L193 171V174H194ZM204 173H208V170L206 169V170H204ZM133 174V173H132ZM139 174H141L140 176H141V178L143 177V179H144V174L146 175L147 173H143L142 174V172L140 173H138V175ZM161 176H160V175ZM169 173H167V175H168ZM182 174H183V172H182ZM182 174H180V175H182ZM190 174H191V172H190ZM189 174V175H190ZM231 174H233V173H228L225 177H224V182H223V180H221L220 182H221V184H218L217 186V188H218V191H217V195H215V197H220V198H222V197H229V196H232V197H242L241 195H243L242 193H244V195H246L245 193V191H247L248 193L249 192H252V188L254 189V193L255 192H257L256 190H258L260 193H261V196H262V192L261 191H263L262 189H263V187H264V178L262 179V180H256V181H254V180H252V179H249V180H241V181H234V182H228L227 180L228 179H239V178H242V177H244L245 176V174H247V172H245V173H243L242 175L241 174H239V176L237 177V175H231ZM248 174H250V173H248ZM159 175V176H158ZM188 175V174H187ZM200 175H202V172H201V174ZM208 174H204L203 175V177L205 176L206 177V179L210 176V175H208ZM213 175V174H212ZM136 176V175H135ZM134 176V177H135ZM140 176H137V177H140ZM168 176H170V175H168ZM152 177L153 176H151V179H152ZM183 177V176H182ZM189 178L191 177V176H188ZM193 177V176H192ZM153 178H155V177H153ZM167 178V177H166ZM210 178H211V176H210ZM151 179H150V181H151ZM159 179V178H158ZM171 179H173L172 178V176H171ZM187 179V178H186ZM205 178H202L201 179V181L202 180H204ZM166 180V179H165ZM168 180V179H167ZM166 180V181H167ZM170 180V179H169ZM168 180V181H169ZM191 180V179H190ZM194 180V179H193ZM198 180H200V178L198 179ZM45 182V183H47L45 186H41V185H38L40 182ZM153 181V180H152ZM154 181H155V179H154ZM156 181H157V179H156ZM163 181H164V179H163ZM165 181V182H166ZM167 181V182H168ZM177 181H178V179H176V183H177ZM188 181V180H187ZM201 181H199V182H201ZM204 181H206V182H204ZM203 182H201L202 184L203 183H205V184H203L204 186L203 187H201V189L202 188H206V189H208L209 188V186L211 187V185L210 184H212L211 182H212V179H211V181H209V180H204ZM161 182V181H160ZM159 182V180H158V183L157 184H159L160 183ZM172 182V181H171ZM185 182V181H184ZM216 182V181H215ZM223 182V183H222ZM154 183V182H153ZM152 183V184H153ZM214 183V182H213ZM219 183V182H218ZM143 184H145V183H143ZM155 184H156V182H155ZM155 184H153L154 186H155ZM136 184H133V186L134 187H132V189L133 188H137L136 186H135ZM159 185H161V184H159ZM167 187L169 188V186H171L170 188L172 189L173 188V184L171 185V183L169 184V183H167ZM177 185V184H176ZM193 185V184H192ZM213 185V184H212ZM138 186V185H137ZM147 186V185H146ZM162 186H163V183H162ZM161 186V187H162ZM179 186V185H178ZM161 187H159V188H161ZM166 187V186H165ZM140 187H138V189H139ZM155 188H157L156 186H155ZM154 188V189H155ZM262 188V189H261ZM131 189V188H130ZM138 189H133L134 191L133 192H135V191H137ZM140 189H142V187L140 188ZM147 189V188H146ZM153 189V190H154ZM174 189V188H173ZM178 189H180L179 187H178ZM177 189V190H178ZM190 189V188H189ZM195 189V188H194ZM114 190H118V189H115L114 188ZM152 190V189H151ZM249 190H251V191H249ZM261 190V191H260ZM132 190H130V193H131V195H132V192H131ZM156 191H158V190H156L155 189V192ZM164 191V190H163ZM117 192V191H116ZM147 192V191H146ZM146 192H144V194H146L147 195V193ZM161 192V191H160ZM166 192V191H165ZM179 192V191H178ZM194 192L195 191H190L189 193H188V195H186V194H184V193H182V195H183V197H184V199L186 198V200H184V202H182V203H185L184 204V206L186 207V209H187V214H185V213H183V214H185V215H187V216H184V217H186L183 221H181V223H180V221H179V223L178 222H175V223H178L177 224V226L176 225H173V226H171L172 228V233H173V235L174 236H183V238L185 239H188V237L187 236H189V227L191 228L192 226H191V224H192V222H193V217L195 216V215H197V214H193V210H194V207H193V205L194 204H192V200H190V199H194V197H195V195L196 194H194ZM259 192H257V194L255 193V195H254V198L256 197V198H260L261 196L260 195H258L259 194ZM135 193H138V192H135ZM152 193V192H151ZM12 194L15 196V200H17V205H18V208H19V212H12L10 209L11 208H13V204H12V207L9 209V203L11 202V200H12ZM118 194H119V196L118 197H120V199L122 198V193H119V190H118ZM120 194H121V196H120ZM173 194V193H172ZM176 194H177V197H178V193L176 192ZM180 194L181 193H179V197H181L180 196ZM251 193H249L246 197H248L249 195H250ZM140 197H141V195H142V192H140L139 194H138ZM150 195H152V194H150ZM184 195H186V196H184ZM240 195V196H239ZM143 196V195H142ZM164 196V195H163ZM163 196H161V197H163ZM167 195H165V197H166ZM129 197V196H128ZM134 197H135V195H134ZM140 197H138L140 200H141V198ZM183 197H181L182 199H183ZM131 198H133V196L131 197ZM136 198V197H135ZM159 198H160V196H159ZM164 198V197H163ZM167 198V197H166ZM169 198H170V196H169ZM172 198V197H171ZM245 198V197H244ZM119 199V198H118ZM134 199V198H133ZM137 199V198H136ZM135 199V200H136ZM155 199L156 198H154V201H155ZM178 199V198H177ZM180 199V198H179ZM230 199H234V198H230ZM237 199V198H236ZM257 199V201L259 202V203H261V204H263L262 206H260V207H256V199L254 200V201H251L250 202V205H251V203L253 202V206L251 207V206H246V207H241V206H243L242 204H239L238 202H237V204H233V206H234V210L232 211V212H221V213H219V214H217V215H213L212 216V219H207V217H208V215H209V212L207 211V212H205V210H204V212H205V215H206V217L204 218V219H200V217H199V220H201V225L202 224H204V226L206 227L205 228V230L207 231V232H209L208 233V235L206 236L205 235V237L203 238V241L205 242V244H210V242H213V241H215L216 240V243H219L218 241L220 240L217 236H221V237H225L226 239H229V240H227V241H225V242H231V244H240V242H238L239 241V237L237 236V234H239V233H241V229H242V227H241V225L242 224H245L246 222V219H249V222H251V224L252 225H254V226H256L257 225V223H258V225H260L261 224V220H260V217H264V201H261V200H258ZM138 200V199H137ZM143 202L145 201L146 202V200H144V196H143ZM152 200V199H151ZM159 201H160V199H158ZM226 200V199H225ZM7 201V205H6V202ZM164 201V200H163ZM163 201H162V203H163ZM179 201V200H178ZM180 201H182L181 199H180ZM194 201H195V199H194ZM237 201V200H236ZM240 201H241V199H240ZM124 202V201H123ZM158 202V201H157ZM12 203V202H11ZM120 203H122V201L120 200ZM125 203V202H124ZM123 203V204H124ZM151 203H152V206H153V201H151ZM154 203H156V202H154ZM194 203V202H193ZM204 202H202V204H203ZM206 203V202H205ZM204 203V204H205ZM236 203V202H235ZM117 204L119 205V202H117ZM134 204V203H133ZM137 204V203H136ZM135 204V205H136ZM145 204V203H144ZM144 204H143V206H144ZM157 204V203H156ZM155 204V205H156ZM161 204V203H160ZM116 205V204H115ZM118 205H116V207H118V209H116V212H117V210L119 211V209L121 210V213L122 212H125V214L127 213L126 212V210H124L125 209V206H123L122 204L120 205V207L118 206ZM138 205H140V203L138 204ZM138 205H136V207L138 206ZM142 205V204H141ZM179 205H181V203L179 204ZM179 205H177V207L179 206ZM200 205V204H199ZM206 205H208V202H207V204ZM108 206H110V204L108 205ZM112 206V205H111ZM110 206V207H111ZM131 206H133V205H131ZM141 207V208H144L145 206H146V208H148L149 206L148 205H146L145 204V206L144 207ZM148 206V207H147ZM182 206V205H181ZM195 206V205H194ZM134 207V206H133ZM133 207H131V208H133ZM136 207H134L133 209H136ZM160 207V206H159ZM175 208V212L174 211H172V212H174V213H176V209H178V208ZM180 207V206H179ZM183 207V206H182ZM185 207H183V208H185ZM199 207V206H198ZM202 207V206H201ZM204 207V206H203ZM206 207H208V206H205L204 208H206ZM107 208V207H106ZM109 208V207H108ZM124 208V209H123ZM138 208H140V206H138ZM146 208H144V209H140V210H148V209H146ZM158 208V207H157ZM163 208V207H162ZM161 208V209H162ZM166 208V207H165ZM200 208V207H199ZM112 209V208H111ZM164 209V208H163ZM162 209V210H163ZM167 209V208H166ZM181 209V208H180ZM179 209V210H180ZM186 209H184V211L186 210ZM196 209H198V208H196ZM203 209V208H202ZM207 209V208H206ZM106 210V209H105ZM109 210H110V208H109ZM109 210L107 209L106 211V213L108 214V212H109ZM131 210V209H130ZM137 211H138V209H136ZM159 210V209H158ZM178 210V211H179ZM200 210H201V208H200ZM110 211H112V210H110ZM115 211V210H114ZM135 211V210H134ZM133 211V212H134ZM152 211H153V209H152ZM155 211H156V207H155ZM166 211V210H165ZM199 211V210H198ZM203 211V210H202ZM99 212V211H98ZM142 212H144V211H142ZM145 212H147V214L149 215V213L150 212H148V211H145ZM154 212V211H153ZM159 212H160V210H159ZM163 212V211H162ZM166 212H168V211H166ZM169 212L171 213V211H170V207H169ZM195 212V211H194ZM197 212V211H196ZM203 212V213H204ZM104 213V212H103ZM121 213H119L118 212V214H114V215H116V216H118L119 214H121ZM130 213V212H129ZM158 213V212H157ZM161 213V212H160ZM158 214V215H161V214ZM181 213V212H180ZM201 213V212H200ZM200 213H198L199 215H200ZM20 214L24 217V219L22 220V221H20V227H21V230L17 233V228L14 226V230H11L10 231V233L9 232H7V231H9V227H11L12 225H11V223L13 222V224H15V222H17L18 220H19V217H20ZM112 214V213H111ZM124 214V213H123ZM122 214V215H123ZM131 214H132V212H131ZM134 214V213H133ZM138 214H141V213H139L138 212ZM146 214V213H145ZM154 214V213H153ZM152 214V215H153ZM165 214V213H164ZM163 214V215H164ZM172 214V217H173V220H172V222L174 221V216H173V213H171ZM178 214V213H177ZM211 214V213H210ZM135 215H136V211H135V214H134V216L133 217H135ZM141 215H144V213H142ZM166 215V214H165ZM194 215V216H193ZM198 215V216H199ZM107 216H109V215H107ZM113 216V215H112ZM111 216V217H112ZM127 216V215H126ZM131 216V215H130ZM129 216V217H130ZM150 216V215H149ZM149 216H147L146 215V217H144V218H147V217H149ZM154 216V215H153ZM156 216H157V214H156ZM169 216L170 215H168L167 214V217L166 218H168L169 219ZM175 216H177V215H175ZM179 216H180V214H179ZM114 217V216H113ZM119 217V216H118ZM138 217V216H137ZM159 217H161V216H159ZM171 217V218H172ZM196 217V216H195ZM203 217V216H202ZM110 218V217H109ZM117 218V217H116ZM120 218V217H119ZM125 219H126V217H124ZM153 218V217H152ZM158 218V217H157ZM106 219V218H105ZM114 219V218H113ZM118 219V218H117ZM131 219V218H130ZM141 219V218H140ZM139 219V220H140ZM161 219L163 220L164 218H162L161 217ZM161 219H157V220H160L161 221ZM168 219H165L164 221H166V220H168ZM179 219H180V217H179ZM107 220V219H106ZM111 220V219H110ZM134 220H137V221H139L138 220V218H135ZM156 220V219H155ZM180 220H182V218L180 219ZM111 221H113V220H111ZM114 221H115V219H114ZM119 221V220H118ZM126 221V220H125ZM124 221V222H125ZM142 221V220H141ZM141 221H139L138 222V226H142L143 224L141 223ZM144 221V220H143ZM147 220L145 219V222H146ZM149 221V220H148ZM198 221V220H197ZM134 222H136V221H134ZM152 222H154V220L152 219ZM168 222V221H167ZM169 222H170V220H169ZM171 222V223H172ZM108 223H109V220H108ZM112 223V222H111ZM118 223H120V221L118 222ZM121 223H123L122 222V219H121ZM127 223V222H126ZM146 223H148V224H150V222H146ZM156 223H163V225L165 224V222H163V221H161V222H156ZM174 223V222H173ZM237 224L238 226H236L235 228H232V227H227L228 225H230V224ZM115 224V223H114ZM113 224V225H114ZM124 224V223H123ZM142 224V225H141ZM153 224V223H152ZM168 224V223H167ZM170 224V223H169ZM194 224V223H193ZM220 224L221 225H224L221 229H220ZM16 225V224H15ZM118 225V224H117ZM137 225H134L135 227H136V229H139L138 231H140L141 230V228L142 227H138ZM157 225V224H156ZM159 225H161V226H163L162 224H159ZM194 226V225H193ZM198 226V225H197ZM114 227H115V225H114ZM118 227V226H117ZM149 227V226H148ZM153 227H154V225H153ZM153 227H152V230H153ZM195 227V226H194ZM200 227V226H199ZM112 228H113V226H112ZM111 228V229H112ZM132 228H133V225H132ZM147 228V227H146ZM160 228V227H159ZM158 228V229H159ZM162 228V227H161ZM219 228V229H218ZM110 229V228H109ZM109 229H107L108 231H110ZM114 229V228H113ZM127 229V228H126ZM125 229V230H126ZM134 229V228H133ZM143 229V228H142ZM165 228H163V230H164ZM106 230V231H107ZM115 230H116V228H115ZM156 231H157V229H155ZM195 230V229H194ZM196 230H198L197 229V227H196ZM203 230V229H202ZM213 230H217V231H221L220 233L219 232H217L216 231V233L218 234V235H216V233L214 234L212 231ZM114 231V230H113ZM138 231H136L137 232V234H141L140 235V237L142 236H144V231L142 232V233H139ZM155 231V232H156ZM165 231H167V230H165ZM192 231V230H191ZM256 231L259 233V234H262V233H264V224H263V227H262V229L261 228H257L256 229ZM141 232V231H140ZM170 232V231H169ZM168 231L166 232V233H169ZM197 232V231H196ZM201 232V231H200ZM28 233H30L31 235H32V237L30 238L31 239V241H30V243H29V245H23V243L25 242L24 241V237H26V238H29V235H28ZM108 233H110L111 234V231L110 232H108ZM107 233V234H108ZM119 234H121V232H118ZM147 233V232H146ZM165 233V234H166ZM204 232H202L201 234H203ZM106 234V235H107ZM114 235H115V233H113ZM117 234V233H116ZM126 234V233H125ZM132 234V233H131ZM130 234V235H131ZM136 234V233H135ZM136 234V235H137ZM152 234H153V231H152ZM155 234V233H154ZM165 234H163V236L165 235ZM192 234V236H193V233H191ZM105 235V234H104ZM106 235H105V238H107L108 239V237H109V235H107V237H106ZM113 235V236H114ZM129 235V236H130ZM157 236H159L158 234H156ZM198 235V234H197ZM243 235V233L241 234V235H239V236H242ZM126 236V235H125ZM132 236H133V234H132ZM161 237H163L162 235H160ZM116 236H114L112 239H114ZM128 237V236H127ZM165 237V236H164ZM193 237H195V235L193 236ZM198 237V236H197ZM200 237V236H199ZM217 237V238H216ZM13 238V240H11ZM68 238V239H67ZM105 238H103V239H105ZM136 238H139V237H136ZM146 238H148V237H145V239ZM154 238V237H153ZM216 238V239H215ZM242 238V237H241ZM240 238V239H241ZM15 239V240H14ZM65 239H67V240H65ZM110 239H111V237H110ZM141 239V238H140ZM142 239H144V238H142ZM149 239V238H148ZM168 239V238H167ZM194 239V238H193ZM219 239V240H218ZM165 240V239H164ZM191 240H192V237H191ZM218 240V241H217ZM106 241V239L104 240V242ZM130 240H128V242H129ZM133 241V240H132ZM141 241V240H140ZM146 241H148L147 239H146ZM165 241H167V240H165ZM175 241V240H174ZM196 241H198V238H197V240ZM16 242V243H15ZM64 242V243H65ZM72 242V241H71ZM73 242H75V240L73 241ZM131 242V241H130ZM129 242V243H130ZM134 242H138V241H135V237H134ZM177 242V241H176ZM192 242V241H191ZM190 242V243H191ZM193 242H194V240H193ZM67 243V242H66ZM126 243V242H125ZM124 243V244H125ZM138 243H140V242H138ZM146 244L148 243L149 245H148V247L151 245L150 244V242H145ZM170 243H171V241H170ZM186 243L188 244V242H187V240H186ZM189 243V244H190ZM114 244H115V242H114ZM128 244V243H127ZM134 243L132 242V245H133ZM142 244V243H141ZM141 244H140V246H141ZM153 244H155L154 243V240H153ZM157 244H158V242H157ZM162 244V243H161ZM175 244V243H174ZM193 244H195V243H193ZM199 244V243H198ZM197 243H196V245H198ZM202 244V243H201ZM220 244V243H219ZM67 245V244H66ZM105 245V244H104ZM126 245V244H125ZM134 245H136V244H134ZM131 246L132 248H135L136 249V247L135 246ZM144 245V244H143ZM143 245L141 246V247H139V246H137L138 248H141L142 249V247H143ZM191 245V244H190ZM203 245V244H202ZM12 246V247H11ZM58 246V247H57ZM121 246V245H120ZM119 246V248L121 249V247ZM146 246V245H145ZM153 246H155V245H153ZM164 246L165 245H163L162 247H163V250H164ZM169 246H173V244L171 243V245H169ZM168 245L166 246V247H169ZM176 247H174V248H177V244L175 245ZM187 246V248H189V246L188 245H186ZM185 246V247H186ZM206 246H210V245H206ZM206 246L204 247V248H202V249H200V250H202V254L200 255V256H197V259L196 258H193V259H195V264H215V263H217V260H216V257H218V256H216V254H215V252L214 251H212V249L211 248H213V246L210 248L211 249V251L212 252H210V250H207L208 249V247H207V249H206ZM64 247H65V245H64ZM67 247V246H66ZM65 247V248H66ZM182 247V246H181ZM192 245H191V248H190V250L192 249ZM217 247H219V246H216V248ZM221 247V246H220ZM219 247V248H220ZM126 248L127 249H129L128 247H127V245H126ZM126 248H125V250H126ZM143 248H145V247H143ZM173 247H171V249H172ZM173 248V249H174ZM179 248V247H178ZM185 249V251L187 250V251H189L188 249ZM196 248V247H195ZM214 248H215V246H214ZM241 248V247H240ZM62 249H63V247H62ZM134 249V250H135ZM170 248H168V250H169ZM218 249V248H217ZM130 250H132L131 248H130ZM139 250V249H138ZM161 250H162V248H161ZM162 250V251H163ZM193 250H195V249H193ZM214 250V249H213ZM57 251H59V250H57ZM182 251V250H181ZM184 251V252H185ZM192 251V250H191ZM220 251V250H219ZM227 251H228V249H227ZM126 252L128 253L129 252V254H126L127 255V262H128V264H143L142 262L141 263H136V262H139L138 260L136 261V259H134L135 258V256H137V255H139V254H141V252L140 253H133L134 251H129V250H126ZM130 252H132V253H130ZM152 252H154V251H152ZM151 251L149 252H146V254L148 255V253L149 254H151L152 253ZM195 251H193V253H194ZM200 252V251H199ZM217 252V251H216ZM257 252V253H256ZM107 253V252H106ZM143 253V252H142ZM181 253V252H180ZM226 253H228V254H226L225 256L227 257L228 255H230V259L231 260H228V258H227V262H229V263H232V264H242L244 261H253L255 264H264V238L263 237H258V238H255V239H253L252 241H248V243H247V246H243L242 247V249H241V252H239V249H238V247H235V246H232L231 248L229 247V251L228 252H226ZM234 253H235V255H234ZM146 254H145V256H146ZM154 253H152L151 255H153ZM168 254V253H167ZM170 254V253H169ZM168 254V255H169ZM191 254V253H190ZM199 254V253H198ZM204 254V255H203ZM205 254H211L210 256L213 258V257H215V259H209L210 257H208L207 255H205ZM219 254V253H218ZM225 254V253H224ZM123 255V254H122ZM187 254H185V256H186ZM99 256V255H98ZM118 256V255H117ZM121 256V255H120ZM120 256H119V260L121 259L120 258ZM141 256H143V254L141 255ZM155 256V255H154ZM169 256H171V254L169 255ZM168 256V257H169ZM174 256H175V254H174ZM182 256V255H181ZM180 256V257H181ZM206 256L208 257V258H206ZM110 257H112L113 258V256H110ZM122 257V256H121ZM172 258H173V255L171 256ZM177 257H178V255H177ZM182 257H184V253H183V256ZM188 257H189V255H188ZM187 257V258H188ZM193 257H194V255H193ZM139 259H140V257H138ZM146 258H147V256H146ZM148 258H150L149 256H148ZM152 259L154 258V257H151ZM151 258H150V260H151ZM172 258H169V260H167V264H169V263H174V262H171L170 261V259L173 261V259ZM187 258H185V259H187ZM191 258H192V256H191ZM98 259H100V258H98ZM144 259H145V257H144ZM143 259V260H144ZM160 260H161V258H159ZM158 259V260H159ZM174 259H175V257H174ZM177 259V258H176ZM192 259V260H193ZM221 259V258H220ZM220 259H219V261H220ZM113 260V259H112ZM115 260V259H114ZM118 260V259H117ZM118 260V261H119ZM31 261V263H29ZM121 261V260H120ZM119 261V262H120ZM141 261V260H140ZM146 261H148V262H153V260L152 261H149V260H146ZM168 261H170V262H168ZM175 261V260H174ZM185 261V260H184ZM95 262H97V261H95ZM115 261H113V263H114ZM144 262H145V260H144ZM161 262V261H160ZM159 262V263H160ZM187 262H188V260H187ZM187 262H185V263H187ZM110 264H111V261L109 262ZM109 263H107V264H109ZM150 263V264H151ZM154 263V262H153ZM193 263V261H191V264H194ZM228 263V264H229ZM123 264H125V263H123ZM127 264V263H126ZM146 264H147V262H146ZM161 264V263H160ZM162 264H164V263H162ZM224 264H226V263H224Z\"/></svg>","mask_w":264,"mask_h":264},{"label":"crops","instance_id":"crops-1","mask_svg":"<svg viewBox=\"0 0 264 264\" xmlns=\"http://www.w3.org/2000/svg\"><path fill=\"white\" fill-rule=\"evenodd\" d=\"M45 3L50 4L48 11L41 10V5ZM26 5L35 7L34 16L41 23L45 18H49L52 29L41 26L38 29L37 27H27L26 22L33 15L16 16L14 12L15 7ZM5 6L8 8V16L13 23L10 34L17 40L14 52L21 56L22 60L19 65L20 83H14L13 88L8 91L14 106L10 115L19 119H22L21 117L24 115L29 119V122L25 121L24 124H20L22 128L31 126L33 118L40 117V126H43L42 134L46 137L43 142L50 144L49 147L56 150V162L60 166L57 180L65 181L71 200L68 210L65 211L66 220L69 223L67 218L70 216L71 205L73 206L72 216L82 215L81 210L74 207L75 199L90 198L92 192L102 196L99 194L101 192L99 182L97 183L90 174L86 176L87 172H81L79 168L82 167L77 166L78 161L83 158L78 152L85 145L84 140L91 134L88 128V117L94 111L95 105L79 71L73 68L70 55H64L58 50L62 45L57 39L58 36L55 35L60 33V36L63 37L67 33L64 32L63 21L60 20L61 6L57 4L56 0H36L18 5L5 1ZM1 54L4 55V52L0 51ZM29 90L35 94L34 99L32 96H29L28 99L25 98L32 93H26ZM76 179L83 180L86 184L76 185ZM87 203L91 207V203L89 201ZM91 211L95 215L96 213L99 215L97 210L91 208ZM79 223L77 221L75 224ZM106 260L107 258L103 255L101 260L94 264H107Z\"/></svg>","mask_w":264,"mask_h":264}]
</instances>
